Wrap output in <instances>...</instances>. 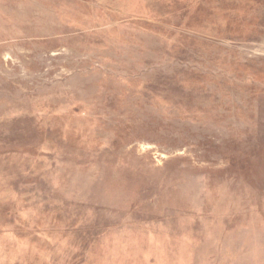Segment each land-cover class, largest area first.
<instances>
[{
  "label": "rangeland",
  "instance_id": "374dc122",
  "mask_svg": "<svg viewBox=\"0 0 264 264\" xmlns=\"http://www.w3.org/2000/svg\"><path fill=\"white\" fill-rule=\"evenodd\" d=\"M0 264H264V0H0Z\"/></svg>",
  "mask_w": 264,
  "mask_h": 264
}]
</instances>
